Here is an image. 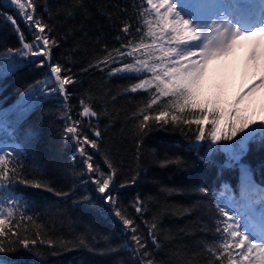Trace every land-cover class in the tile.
Listing matches in <instances>:
<instances>
[{
	"label": "trees",
	"instance_id": "obj_1",
	"mask_svg": "<svg viewBox=\"0 0 264 264\" xmlns=\"http://www.w3.org/2000/svg\"><path fill=\"white\" fill-rule=\"evenodd\" d=\"M142 4L143 0H79L77 6V0H36L37 17L53 27L51 35L59 42L58 47L51 49V62H59L70 69L69 74L75 80L67 86L65 102L61 97L43 95L54 86L45 83L48 66H38L43 57L22 58L17 51L22 50L21 33L23 42L30 43L33 32L9 0H0V13H3L0 16V65L9 60L17 65L13 72L0 79V108L15 109L21 104L22 97L25 105L28 102L35 105L22 123L8 129L7 133H0V142L19 145L17 167L22 169L24 178L40 181L53 189L46 191L19 185L13 194L29 200L32 209L21 212L14 205L10 224L14 231H19L21 238L32 239L39 232L40 239L51 240L56 245L25 249L18 243H9L6 246L14 250L0 253V258L11 264H41L42 259L45 264H137L133 252L126 246L131 243L130 234L124 235L122 222L114 215L117 208L135 219L140 234L148 241L147 250L154 253L155 264H221L206 250L222 243L215 234L214 221L218 213L212 193L214 189L219 190L221 183L227 182L238 194L239 170L224 169L221 172L217 166L202 161L200 156L206 153L210 141L196 142L198 129L195 125L173 127L171 122L164 131L153 127L144 139L138 161L134 137L138 120L133 119L132 114L146 107L155 89L136 93L127 90L150 74L139 77L111 75L112 68L122 67L119 62L100 68L90 66L107 55L105 48L115 55L114 50L127 43L120 30L125 23L132 25L131 38L139 42L142 33H136V28L141 26L143 18L137 13ZM69 11L73 12L71 17L67 16ZM7 16H13L16 24L6 21ZM132 62L129 57L123 59V63ZM29 89L31 93L26 96ZM200 93L202 101L216 102L223 109H228L238 95L234 84H218L214 77L204 90L200 88ZM81 100L99 114V119L79 115ZM257 102L255 95H246L236 107L241 110V115L259 121L264 119V111L259 113L255 108ZM160 107L153 106L155 111L144 114H157ZM68 108L72 120L83 121V132L92 137L90 126H96L102 133L99 150L89 147L87 151L92 154L93 162L105 171V157L117 169L112 191L115 207L105 204L94 185L88 182V176L81 174L86 168L77 153L78 145L64 138L65 121L61 116ZM30 130L36 133L34 139L28 136ZM225 143L230 142H220ZM190 144L199 145V151L190 148ZM165 157H180L183 163L160 167ZM214 158L223 163L225 155L219 153ZM242 162L254 170L256 181H264V167H261L264 165V142H250ZM137 173L138 179L133 184L131 178ZM200 186L208 189L206 197L192 194V190ZM162 189H176L183 194ZM137 196L145 202L147 210L143 216H138L130 206ZM187 209L190 211L186 212ZM25 216H31L32 220L24 221ZM153 217L158 222L161 245L158 250L153 248L141 223L142 220L151 221ZM61 244L66 246L61 247ZM131 246L134 248L135 244ZM114 248L119 251L112 252ZM223 264H228L227 258Z\"/></svg>",
	"mask_w": 264,
	"mask_h": 264
},
{
	"label": "snow or ice",
	"instance_id": "obj_2",
	"mask_svg": "<svg viewBox=\"0 0 264 264\" xmlns=\"http://www.w3.org/2000/svg\"><path fill=\"white\" fill-rule=\"evenodd\" d=\"M9 3L19 10L17 14L23 15L33 32V41L30 43L23 42L21 33L22 50L17 51L21 53L22 58H28L30 55L43 57L39 60L38 66H48L45 83L54 85L50 92L43 95L61 97L66 102L67 86L75 83V80L69 74L70 69L59 62H51V49L59 46L58 40L51 35L53 27L43 18L37 17L36 0H9ZM2 15L3 13H0V16ZM72 15V11L67 12L68 17ZM137 16L143 18L141 26L136 28V33H142L139 42H134L131 38L132 25L125 23L120 30L124 33L127 43L115 49V55L105 48L107 55L90 65L100 68L101 65L110 66L119 62L122 67L112 68L111 75L126 74L139 77L150 74L144 79H139L138 83L131 85L127 90L136 93L138 90L155 89L146 107L132 114V118L138 120V124L134 126L137 160L140 159L144 139L153 127L164 131L170 122L173 127L195 125L198 129L195 135L196 142L210 141L206 153L201 155L200 159L217 166L221 172L224 169H238L240 174L238 194L227 182L221 183L218 191L213 190L215 211L218 213L214 221L215 234L222 243L218 246H209L206 250L221 264L225 258L228 264H264V181H256L254 170L242 162V158L249 151L250 142L257 144L264 142V119L259 121L249 119L241 115V110L236 107L244 96L252 93L258 86L264 87V0H143ZM5 19L16 24L13 16H7ZM16 30L19 31L18 26ZM147 39L151 42H145ZM117 40L120 41L121 37L118 36ZM237 49L245 50V72L255 78L237 95L228 109L219 107L216 102L202 101L201 81L209 63L228 57ZM125 57L132 58L133 62L123 63ZM16 67L15 61L12 60L0 65V79L13 72ZM30 93L31 89L25 95L28 96ZM34 106L31 102L25 105L22 97L21 104L15 109L0 108V133H7L8 129L22 123ZM153 106L162 107L157 114H144L155 111ZM81 108L79 115L82 118L99 119V114L83 100ZM65 113L61 116L65 121L64 138L78 145L77 153L86 168L81 174L88 176V182L94 185V190L101 195L105 204L115 207L116 198L112 196V191L117 169L105 157L104 163L107 168L105 171L99 164L93 162L92 154L87 151L89 147L99 150L101 131L96 126H90L94 138L90 137L82 131V120H72L70 108L66 109ZM141 115L142 119H139ZM188 115L194 118H184ZM28 136L34 139L35 131L30 130ZM221 141L230 143L220 144ZM10 147L11 151L6 150ZM189 147L199 151V145L190 144ZM18 148L19 145L9 146L0 142V238H3L0 239V253L14 250L6 246L9 243H18L25 249L37 245L56 247L51 240L40 239L39 232L32 239L27 236L21 238L19 231H14L10 224L14 205L21 212L32 209L29 200L13 194L19 185L53 191L50 185H44L40 181L32 182L23 177L22 169L17 167L20 163L17 160ZM219 153L225 155L223 163L214 158ZM75 158L74 155L73 160ZM181 163L183 161L180 157H165L159 166L168 167ZM138 175L137 173L131 178V183L136 182ZM123 186L126 185H121ZM165 190L169 193L183 194L176 189H162ZM192 194L206 197L208 189L200 186L193 189ZM130 206L134 207L138 216H143L147 210L145 202L139 196ZM188 211L190 209L186 210ZM114 215L122 222L124 235L130 234L131 243L126 246L133 252L137 264H155L154 253L147 250L148 241L140 234L135 219L125 215L119 208ZM23 220L30 221L32 217L25 216ZM141 223L147 230V236L151 238L153 248L158 250L161 245L156 218L153 217L151 221L142 220ZM13 236L16 237L15 240L10 238ZM133 243L134 248L131 246ZM65 246L61 244V247ZM111 251L116 252L119 249L114 248ZM0 264L11 262L0 258ZM41 264H45L43 259Z\"/></svg>",
	"mask_w": 264,
	"mask_h": 264
},
{
	"label": "rangeland",
	"instance_id": "obj_3",
	"mask_svg": "<svg viewBox=\"0 0 264 264\" xmlns=\"http://www.w3.org/2000/svg\"><path fill=\"white\" fill-rule=\"evenodd\" d=\"M220 64L221 63L214 61L209 63L208 70L205 73L204 79L201 81V89L204 90L206 88L212 77L216 79V82L218 84L221 83L234 84V88L236 89V93L238 94L243 92L244 89L247 88V86L252 82V80L250 81L241 80L236 73H231V72H227L226 70H222L218 66ZM248 95H255L258 98V102L255 108L259 110V113L264 111V87L258 86L257 89H255L252 93H249Z\"/></svg>",
	"mask_w": 264,
	"mask_h": 264
},
{
	"label": "bare ground",
	"instance_id": "obj_4",
	"mask_svg": "<svg viewBox=\"0 0 264 264\" xmlns=\"http://www.w3.org/2000/svg\"><path fill=\"white\" fill-rule=\"evenodd\" d=\"M213 62V61H212ZM214 62L221 63L219 68L226 70L227 72L236 73L241 80L250 81L253 80V76L245 72V50L237 49L234 54L228 57H223L220 60Z\"/></svg>",
	"mask_w": 264,
	"mask_h": 264
}]
</instances>
